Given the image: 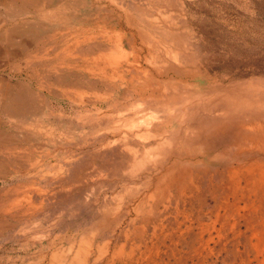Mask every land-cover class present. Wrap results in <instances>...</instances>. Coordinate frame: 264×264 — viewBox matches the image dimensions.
I'll use <instances>...</instances> for the list:
<instances>
[{
  "label": "rangeland",
  "instance_id": "obj_1",
  "mask_svg": "<svg viewBox=\"0 0 264 264\" xmlns=\"http://www.w3.org/2000/svg\"><path fill=\"white\" fill-rule=\"evenodd\" d=\"M263 240L264 0H0V264Z\"/></svg>",
  "mask_w": 264,
  "mask_h": 264
},
{
  "label": "bare ground",
  "instance_id": "obj_2",
  "mask_svg": "<svg viewBox=\"0 0 264 264\" xmlns=\"http://www.w3.org/2000/svg\"><path fill=\"white\" fill-rule=\"evenodd\" d=\"M259 236V235H258ZM263 250H264V240H263V248H262ZM262 255V254H261ZM262 262H264V258L262 259V261L260 262V264L262 263Z\"/></svg>",
  "mask_w": 264,
  "mask_h": 264
}]
</instances>
